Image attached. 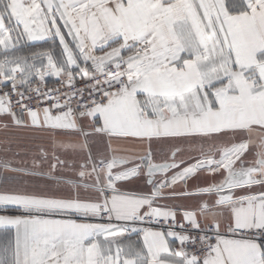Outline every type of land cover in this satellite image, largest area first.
<instances>
[{
  "label": "snow or ice",
  "instance_id": "6c2138e0",
  "mask_svg": "<svg viewBox=\"0 0 264 264\" xmlns=\"http://www.w3.org/2000/svg\"><path fill=\"white\" fill-rule=\"evenodd\" d=\"M44 40L53 47L23 53ZM45 76L62 88L25 87ZM0 82V117L16 126L149 146L134 165L62 159L57 148L76 146L55 139L31 169L0 160L69 190L0 194L21 213L0 215V264H264V0H0ZM185 145H198L192 162ZM133 178L144 193L121 191Z\"/></svg>",
  "mask_w": 264,
  "mask_h": 264
},
{
  "label": "crops",
  "instance_id": "0c3cea01",
  "mask_svg": "<svg viewBox=\"0 0 264 264\" xmlns=\"http://www.w3.org/2000/svg\"><path fill=\"white\" fill-rule=\"evenodd\" d=\"M58 45V41H57ZM51 40L44 41H29L23 46L24 54H31L34 52H39L42 50H47L52 48ZM57 56L59 54V48H56ZM46 63V61H45ZM38 78L35 79V81ZM48 83H54L58 81L57 77L45 76L44 78ZM34 81V82H35ZM30 123V121H29ZM7 124V127H4ZM85 131L90 132V129H85ZM53 139L63 142L64 144L75 145L76 149L74 152L70 151L65 153L63 149L57 148V153L62 159H68L75 162H82L84 156L90 152L93 157L106 156L111 158L113 156L124 157L129 162L130 165L139 163L141 159L149 150L147 143H138L133 140L124 139H109L103 134H91L90 138L86 141L83 134H66V135H56L49 131L38 130L34 127L16 126L10 120L0 117V160L12 159L14 161L13 167H26L31 169L33 161H40L43 158V153H47L49 158L52 154L53 149ZM87 145L84 148V145ZM184 159L188 162L190 156H195L198 154V145L194 146L192 151L188 150V145H185ZM153 159L154 162L160 163L165 159L167 152V146L152 145ZM251 159V157H249ZM42 167L47 169V162H45ZM7 177L8 179H3ZM190 184L193 181H189ZM201 185L211 183L210 178L201 177L199 181ZM147 190V185L141 178H133L126 182H121V191L126 194H142ZM48 191L49 194L55 193L58 196H68L69 190L66 188H61L59 190L46 186L45 181L38 176L24 175L21 172L4 170L0 168V194L2 193H14V192H35L41 193ZM94 196V193L84 192L81 190V196ZM207 198V197H205ZM170 205H181L185 208H196L198 201L196 199H178L174 201H169ZM8 209L17 210L13 206H8L4 208L0 206V215H20L21 213H12L3 211ZM180 212L177 213L179 217ZM2 233H0V240H2ZM126 240L142 245V238L136 234H132L126 237ZM173 250H175L176 243L171 245Z\"/></svg>",
  "mask_w": 264,
  "mask_h": 264
},
{
  "label": "built area",
  "instance_id": "2783aa9c",
  "mask_svg": "<svg viewBox=\"0 0 264 264\" xmlns=\"http://www.w3.org/2000/svg\"><path fill=\"white\" fill-rule=\"evenodd\" d=\"M79 79V77H77V80ZM25 87H30L32 89L35 88H39L41 90V92H47L49 89H60L62 88L61 83H59V81H56L54 83H48L45 79L43 81H40L39 79H37L35 82H33L31 85L29 86H25ZM25 87H20L19 85L17 86V92H24L25 91ZM77 88L81 87V85L79 83H77L76 85ZM11 89V83L8 84V87L6 88L4 86L3 82H0V93L5 92V91H10ZM27 95L32 96V100L29 103V107H35L37 100H36V93L35 92H29L27 93ZM19 99V97H17L15 94H13L12 96V102H13V110L16 111L17 113H19V106L16 104V101ZM43 106H47V105H41ZM73 107H75V104L73 105ZM154 227H157L154 225ZM206 227V225H205ZM195 234V233H193ZM180 248V244L177 241L176 242V246H175V250H178ZM191 250V247L189 246V249Z\"/></svg>",
  "mask_w": 264,
  "mask_h": 264
},
{
  "label": "rangeland",
  "instance_id": "374dc122",
  "mask_svg": "<svg viewBox=\"0 0 264 264\" xmlns=\"http://www.w3.org/2000/svg\"><path fill=\"white\" fill-rule=\"evenodd\" d=\"M8 84H10V82H9ZM3 211H7V212H9V213H10V212H12V213L14 212V213H16V214L20 213L18 210H14V209H11V210H10V209H8V210H4V209H3Z\"/></svg>",
  "mask_w": 264,
  "mask_h": 264
},
{
  "label": "trees",
  "instance_id": "16d2710c",
  "mask_svg": "<svg viewBox=\"0 0 264 264\" xmlns=\"http://www.w3.org/2000/svg\"><path fill=\"white\" fill-rule=\"evenodd\" d=\"M14 213V212H13Z\"/></svg>",
  "mask_w": 264,
  "mask_h": 264
}]
</instances>
